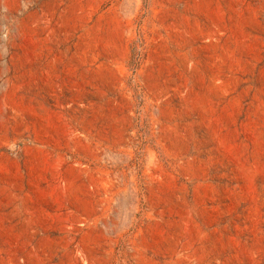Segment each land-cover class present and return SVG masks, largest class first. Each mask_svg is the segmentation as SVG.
<instances>
[{
  "label": "rangeland",
  "instance_id": "1",
  "mask_svg": "<svg viewBox=\"0 0 264 264\" xmlns=\"http://www.w3.org/2000/svg\"><path fill=\"white\" fill-rule=\"evenodd\" d=\"M0 264H264V0H0Z\"/></svg>",
  "mask_w": 264,
  "mask_h": 264
}]
</instances>
